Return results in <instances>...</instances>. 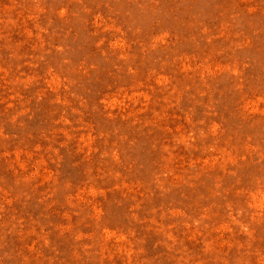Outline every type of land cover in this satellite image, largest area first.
Instances as JSON below:
<instances>
[{"label":"rangeland","instance_id":"rangeland-1","mask_svg":"<svg viewBox=\"0 0 264 264\" xmlns=\"http://www.w3.org/2000/svg\"><path fill=\"white\" fill-rule=\"evenodd\" d=\"M0 264H264V0H0Z\"/></svg>","mask_w":264,"mask_h":264}]
</instances>
